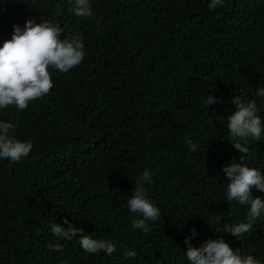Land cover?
<instances>
[{"label": "trees", "instance_id": "obj_1", "mask_svg": "<svg viewBox=\"0 0 264 264\" xmlns=\"http://www.w3.org/2000/svg\"><path fill=\"white\" fill-rule=\"evenodd\" d=\"M209 3L89 0L84 18L73 14L75 0H0V47L27 20L58 22L61 39L79 34L84 44L78 66L49 69L47 95L0 109L15 125L10 134L33 145L19 163L0 159V264H190L192 229L194 247L222 238L264 264V213L238 238L222 231L248 222L247 205L227 202L222 169L241 155L227 129L232 98L255 99L264 127L255 95L264 87V0ZM210 94L222 102L208 108ZM246 146L244 164L264 174V131ZM145 169L160 213L147 233L132 228L142 217L125 207ZM65 218L116 251L87 253L79 236L50 251L51 226L67 228Z\"/></svg>", "mask_w": 264, "mask_h": 264}, {"label": "clouds", "instance_id": "obj_2", "mask_svg": "<svg viewBox=\"0 0 264 264\" xmlns=\"http://www.w3.org/2000/svg\"><path fill=\"white\" fill-rule=\"evenodd\" d=\"M223 6V0H210V10ZM73 14L77 17H91L93 15L89 0H75ZM65 29L58 22L44 20L36 23L27 20L24 28L14 26L13 35L0 47V109L15 105L18 110L28 108L29 102L47 95L53 88V80L49 69L60 73H67L78 66L84 58V44L79 34L64 35ZM255 95L264 98V87H259ZM210 105L222 102L213 95L206 98ZM235 111L228 115L227 129L231 137L236 140L232 147L241 154L239 161L233 160L223 166L227 184V202L236 201L240 205L248 206L247 223L226 225L223 232L239 237L251 230L253 222L261 213H264V198L253 195V189L264 193V174L254 167L244 164L245 156L249 152L246 146L249 138L260 141L262 131L261 117L257 114L258 107L255 99L244 101L237 95L232 98ZM15 129L11 122L0 120V159L19 163L27 157L33 145L30 142L17 140L10 133ZM191 151L197 150V145L191 140L186 141ZM152 174L145 169L141 176L134 182L135 190L127 200L125 207L137 217L131 222L134 229L144 233L150 231L146 221L155 222L159 218V209L147 198L145 183L152 182ZM219 220V217H217ZM64 224L67 228L56 223L51 226V233L57 237L56 242L48 244L50 251L62 252L64 245L59 240H71L79 236L81 248L95 254L103 251L111 256L116 251V246L105 239H93L81 235L83 229L75 228L67 218ZM192 236L185 238L187 251L185 255L190 264H260L252 255H243L240 249L233 250L222 238L207 240L200 247H194L191 239L197 233L192 229ZM215 232H221L217 229ZM136 252L129 249L124 253L126 258L136 256Z\"/></svg>", "mask_w": 264, "mask_h": 264}]
</instances>
